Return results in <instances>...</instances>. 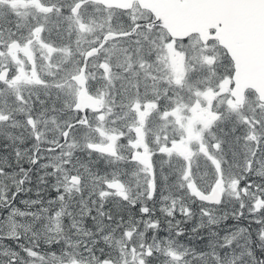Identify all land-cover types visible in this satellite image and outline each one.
Here are the masks:
<instances>
[{"label":"rangeland","instance_id":"rangeland-1","mask_svg":"<svg viewBox=\"0 0 264 264\" xmlns=\"http://www.w3.org/2000/svg\"><path fill=\"white\" fill-rule=\"evenodd\" d=\"M30 2L35 1L0 0V8L4 4L9 7H25ZM144 16L145 12L135 3L128 9L115 11L82 0L75 14H66L65 26L75 29V39L66 43L65 64L59 67L57 64L58 57L62 58L60 51L63 47L48 41L43 70L37 73L40 76L47 67L48 76V68L57 65L58 81L57 78L43 81H50L56 87L58 85V95L53 93L49 97L51 87L37 81L35 73H31V76L27 71L22 73V80L29 79L25 83L32 92L31 112L35 118L31 120V133H38L40 138H47L44 142L49 143L54 133L56 137L51 145L45 143L36 152H33L34 146H29L26 152L21 148L19 152L18 145L14 147L15 153L10 152L9 148L1 152L0 146V245L4 244L2 241L8 235H21L20 243L27 244L24 254L8 252L5 248L0 250L5 254L0 264H6L8 254L15 257V261L10 264H104V260H109V264H143L142 255L146 250L136 247V244L141 243L137 240L141 241L142 237L137 238L138 230L132 235L136 225L124 226L120 222L122 219H135L133 223L137 222L141 226V217L135 214L147 208L153 212L160 210L167 216L172 210L177 213L187 212L193 185H200L201 189L206 190L216 177H222L220 189L223 204L238 203L242 198L253 204L264 196V102L255 105L258 102L255 94L247 91L243 105H234L228 93L231 84L228 67L225 71V65H222L219 57L214 63L208 61L211 58L206 57L205 52L209 44L202 46L196 38L186 40L192 47V53L191 60L183 64V55L176 50L171 54V40L158 28L144 31L143 38L146 40L140 39V32H136L131 38L114 37L104 42L98 54L87 62L89 70L86 74L88 80H91L107 73L105 81L100 79L91 84L93 91L99 93L103 117L97 120L87 113L91 124L79 134L70 131L63 145L54 146L62 129L59 126L60 117L66 114L59 112L45 116L44 113L54 109L56 99L62 104L59 109L65 110L66 101L72 102L74 99L76 87L68 77L77 70L78 63L72 60V55L69 56L70 50L73 53L76 49L81 51L103 31H117L126 22L129 27L132 20ZM35 27L20 36L17 48L7 46L10 36L15 34L14 30L11 29L8 35L0 31V66H14L24 61L25 49L29 45L27 42L34 38ZM67 44L76 46L70 48ZM148 56L154 58L153 61L143 64ZM100 59L103 62L102 68L95 73L91 69ZM123 61L128 65L148 68L149 73L142 74L151 81L146 89L135 88L137 92H134L133 98L120 111L114 112L108 103L112 98L106 97L105 100L102 97L114 89V68ZM12 81L13 72L6 78L8 84ZM158 104L160 110L156 108ZM170 108L176 110L175 115L167 113ZM218 110L225 112L220 119L228 120L226 130L231 134L229 139L232 141V151L228 153L229 163L225 162L224 166L218 163L213 167L214 170H206L203 167L209 165L207 161H215L210 140L216 138L214 130L220 129L223 124L221 122V126L212 128L220 114ZM250 117H255L256 125ZM125 118H128L126 125ZM135 124L142 128V145L133 135ZM90 141L110 142L115 153L107 159L98 152L85 149V144ZM202 144L205 152L199 148ZM77 149L80 154L75 153ZM219 149L222 152L223 148ZM174 162L178 163L179 176L176 175L177 180L174 179L168 185L167 180L170 181L175 173L166 164L170 166ZM72 167L79 169L82 174L78 183L67 180L68 171ZM227 170L236 176L233 183L230 179H223ZM115 172L117 174H110ZM115 176L125 186L122 198L127 203L121 210H112L111 214L106 205L113 199L114 202L119 201L120 197L113 198L115 193L107 190L102 180ZM150 179L154 181V192L148 198L146 185ZM168 187L175 189L172 191ZM28 190L34 196L28 201L31 208L15 207L12 198L19 200L17 195ZM219 210L217 206L203 205L194 214V221L197 224L209 223ZM114 211L125 212L124 218L113 219ZM127 230L129 233L125 234ZM40 231L44 235L42 239ZM37 242L47 245L46 256L42 255V259L39 251L33 249ZM173 243L172 238L156 236L153 244L162 251L151 254L152 258L156 260L155 256L159 253L163 256V264L177 262L181 251L173 247Z\"/></svg>","mask_w":264,"mask_h":264},{"label":"trees","instance_id":"trees-1","mask_svg":"<svg viewBox=\"0 0 264 264\" xmlns=\"http://www.w3.org/2000/svg\"><path fill=\"white\" fill-rule=\"evenodd\" d=\"M34 1L35 2H30V4L25 7H9L7 4H4L3 7L1 6L0 31L8 35L11 29H23L41 21L43 26L46 23L45 26L48 31L58 34L63 24L61 21L62 19H66V14L69 12L68 7L71 6L70 4H72L73 0ZM5 6H7V9ZM111 9L121 11L115 8ZM33 13L35 17H33ZM119 38L122 39V37ZM57 42L58 44H62L61 41ZM64 43H67V40L64 41ZM58 47H60V45H58ZM65 49L66 46L61 48L60 55H62V58L60 59L58 57V67L65 64L64 60H66L67 55L66 52L64 59ZM224 69L226 71L227 66H225ZM114 70L116 71V77L113 80L114 89L109 92L110 94L106 93L105 96L103 95L102 98H112V101H108V103L111 105V110L116 112L120 111V108L133 98V94L136 91L135 88L141 89L143 87L146 89L150 86L151 79L146 78L145 74H142L138 65H128L125 61L114 68ZM259 103V101L255 102V105ZM64 105H66V110L62 109V112L66 114L65 116L63 115L65 117V123L68 121L67 114H73L79 118L76 112H72L70 101H66ZM160 108L161 106L159 105L158 110H160ZM218 112H220V117L218 116L216 118L212 128L216 129L217 126H221V122H223V124L220 129L214 130L216 138L210 140V148L215 152L213 156L215 161H213V163L207 161L209 165L203 167L206 170H212L218 163L224 166L225 162L229 163L230 161L228 153L232 151L230 147L232 141L229 139V137L231 138L230 131L226 130L228 127V120H221V115L225 114V112H221L220 110H218ZM254 118L250 117V120H253L256 125V119ZM127 122L128 118H125L124 124L126 125ZM79 128H81V130H79L81 133L82 126H79ZM235 131L238 130L235 129ZM211 143H214V146H212ZM220 147L223 148L222 152L219 149ZM101 155L106 156L107 154ZM166 166L175 173L170 181L167 180L169 185L174 179L177 180L176 175L179 176L178 163L174 162L170 164V166L169 163H167ZM230 171L231 170H227L224 172L223 179H236V176H234L235 174ZM210 177H208V179H211ZM221 179L222 177L220 181ZM193 186L198 188L201 187L200 185ZM168 188L172 191L175 189V187ZM184 189L186 192L188 191L187 188L184 187ZM262 195H264V193ZM117 197L118 195L113 196V198ZM120 199L115 202L113 199L112 202L108 204V210H110L111 214L112 210H121L126 205L127 202L123 200L124 198ZM260 199L262 201L258 203L256 207L245 198L239 200L238 203L227 202L223 204V198L221 197L218 204H207L195 199L190 191L187 212L179 211V213H177L175 212L176 210H172L171 214L167 216L160 210L159 212H153L151 209L149 210L147 208L146 211L142 210V212L135 214L136 216L140 215L141 218H139V223L141 222V226L137 224V222L135 224L133 223L135 219L129 217L124 218L125 212L114 211L112 217L113 219L124 218L120 221L124 226L136 225L132 231V235L138 230L136 232L137 238L142 237L141 241L139 239L137 240L141 243L139 245L136 244V247H143L145 250L149 248V254L147 256L144 254L145 251L143 252V264H163V256H160L161 254L159 255L158 253V256H155L156 260H154V258H152L153 255H151H155L159 250L162 251L161 248L156 249L153 244L156 236L174 239L175 244L173 243L174 245L172 246L177 247V250L181 251L180 259L175 263L168 264H264V196L260 197ZM203 205L217 206L220 210L216 211L213 220L209 223L197 224L194 221V214ZM131 207L133 208L132 205ZM147 219L154 220L155 225L149 226ZM139 226L140 228H138ZM128 233L129 231L127 230L125 234ZM149 233H151V235H148Z\"/></svg>","mask_w":264,"mask_h":264},{"label":"water","instance_id":"water-1","mask_svg":"<svg viewBox=\"0 0 264 264\" xmlns=\"http://www.w3.org/2000/svg\"><path fill=\"white\" fill-rule=\"evenodd\" d=\"M105 7L128 9L133 2L138 7L147 9L154 17L145 26L157 24L164 28L173 38H181L190 33H196L201 41L206 37L216 39L223 47L232 63L230 87L228 93L232 102L241 105L245 90L252 91L259 102H264V0H89ZM80 1H75L70 12L76 13ZM212 29V32H208ZM119 33L105 31L97 45L86 48L82 53V62L77 71L70 77L77 86L72 108L81 116V123H85L84 110L96 112V119L101 120L103 112L100 110L99 97L86 91L84 60L96 52L97 48L107 39ZM7 67L0 68V80L6 76ZM174 109L170 110V113ZM67 129L62 130L65 137ZM133 135L139 144L144 143L142 128L135 124ZM89 150L113 154L114 146L109 142H90ZM201 149H205L201 145ZM71 182H77L78 176L71 174ZM105 188L123 193L124 184L117 178L103 179ZM221 181L215 178L206 190L198 187L191 188L193 197L207 204H218L222 197ZM146 197L150 198L154 192V181L150 179L146 185ZM256 205V204H255Z\"/></svg>","mask_w":264,"mask_h":264},{"label":"flooded vegetation","instance_id":"flooded-vegetation-1","mask_svg":"<svg viewBox=\"0 0 264 264\" xmlns=\"http://www.w3.org/2000/svg\"><path fill=\"white\" fill-rule=\"evenodd\" d=\"M75 1H77V0H73L72 4ZM79 1H80V3H79V6H80L82 0H79ZM86 1H89V0H86ZM89 2H91V1H89ZM92 3H95V2H92ZM79 6H78V8H79ZM70 7H69V13L73 14L70 12ZM103 7H105V6H103ZM105 8H109V7H105ZM139 8H141V7H139ZM141 9L145 12V16L144 17H137L134 20H132V23L130 24L129 27H127L128 23L126 22L123 24L122 28L116 29L117 31H112L115 33H119V35H116L115 37L131 38L132 35H134L136 32L137 33L140 32L139 35L141 36L140 37V39H141L145 36L144 31L151 30L152 28H158L166 34V37L169 40H171V48H170L171 54H173V51L176 50L183 55V57L181 58L183 64L187 63L189 60H191L190 57H191V53H192V47H190V45L186 43L187 42L186 40H188L190 38H196V40H198L199 44L202 46H206L207 44H209V48L205 52V56L211 58L208 61L211 63H214L219 57L220 60L222 61L221 62L222 65L224 64L225 66L228 67V73H229V77H230L231 70H232L231 60H230L229 56L226 54L223 47H221L220 45L217 44L215 38L206 37V39L204 41H201L196 33H190V34H188L184 37H181V38L170 37L166 33L164 28L157 25V24H151L150 26H145L144 24L152 22L154 17L147 9H144V8H141ZM61 23H63V24H62V27L60 28L58 34L48 31L46 29L47 27L45 26L46 23L43 26L42 22L40 21V22H36L31 27L28 26V27H25L23 29L17 28L16 30H14L15 34L10 36V41L8 42L7 46L12 47V48H17L18 44H19V42L17 40L21 39L20 36H22V34H26L27 32H29L33 26H36L34 28V30L36 32L34 35V38L27 42L29 45L25 49V55L26 56H25L24 61H20L17 65L15 64L14 66L13 65H2V66H0V68L7 67V72H6L5 78L3 80H0V111H1V116H0V146H2L1 152H5L9 148L8 150L10 152L15 153L16 149H14V147H16V145L19 146V152H21L20 151L21 148L25 152L28 151L29 146H34L35 150L33 152H36L37 150H40L41 148H43L45 143L51 145L55 139L54 137H56V133H54L52 136L53 139L50 141L51 143H49V142H44V140L47 138L43 139L44 137L40 138V135L38 133H31V129H32L31 120H32V118H35L31 112V110H32V108H31L32 92H31V88L25 83V82L29 81V79L26 78V79L22 80V78H23L22 73L27 71L29 73V76H31V73H35V77H36L37 81L44 82V83H46V85L48 87H51V92H50L49 97H51V95L53 93L58 95V90H59V89L57 90L58 85L56 87L55 84L53 85L52 82H50V81H43V80H47L50 78H53V79L57 78L56 82L58 81L59 74L57 71V69H58L57 65H55L54 68H52V67L48 68V73L50 74L48 76H46L47 75V67L45 69V72L40 74V76H38L37 73L42 72V70H43L42 64L44 61V56L46 54V50L48 48L47 42L49 40H52L49 42H51L57 46L60 45V47H64V46H66V43H64V41L67 40L68 42H72L75 39V29L67 28L65 26V23H66L65 19H62ZM105 31H111V30H105ZM105 31H103L95 40L89 42L81 51H80V49H76V51L73 53V51L70 50L69 56L72 55V60H74L75 63H78L77 69H78L80 63L83 61L82 60L83 51L90 46L97 45V43L100 40L101 35ZM208 32L209 33L212 32V29H209ZM143 39L146 40V38H143ZM57 41H61L62 44H58ZM104 42L97 48L95 53L88 56L84 60V62H85L84 74H85L86 91L93 94V95L98 96L99 99H100L99 94L97 93V91H93L94 89L92 88L91 84H95L96 82L100 81V79L105 81V79L107 77V73H103L102 77L96 76V78L88 80L86 74L89 70V65H87V62L89 60H91L92 58H94L98 54L99 48L104 44ZM67 46L72 48V47H75L76 45L75 44H67ZM147 58H148L147 60L143 61V64H145L147 62H152L154 59V58H150V56H148ZM180 64H181V61H180ZM95 65L96 64H94V66ZM102 65H103V62L100 59L98 61L97 65L95 67H93L91 70L96 73L97 70L102 68ZM206 66H210V65L206 64ZM140 70L146 74L149 73V70L146 67L143 68L142 66H140ZM11 72H13V81L11 84H8L6 82V78L9 75V73H11ZM72 74L69 75L68 79L73 82V84L76 87V91H77V86L70 77ZM188 78H190V75H188ZM88 83H89V86H88ZM76 91H75V94H76ZM247 91L248 90H245V92H247ZM245 92H244V97H245ZM75 94H74V97H75ZM73 101H74V99H73ZM73 101L71 102V105H70L71 109L73 110L72 112L73 113L76 112L78 114L79 118H77L76 115H73V114H71L70 116L67 115L68 121H66V123H65V117L64 116L60 117L59 126H62V129L59 132L58 141L56 143H54V146H56V147H58L59 145H63L67 141V138L70 135V131H75L77 134H79L80 133L79 130H81V128H79V126H82V130H83L84 127L86 128V126H89L91 124V122L87 118V113L91 114L96 119V112L91 111L90 109L86 108L84 110V116H85L86 121H85V123H81L80 121L82 119V116L78 111H76L72 108ZM243 101H244V98H243ZM243 101H242V104H243ZM99 104H100V101H99ZM61 105L62 104L59 103L56 99V102L54 103V109L51 111H48L47 113H44V115L45 116L51 115V114L56 115L57 113L62 112V109H59V107ZM241 105H238V107H241ZM100 107H101V105H100ZM157 107H159V104L156 105V108ZM171 109H174V108L168 109L167 113L170 115H175L176 110L174 109V112L170 113ZM218 116L220 117V115H218ZM211 125H212V123H211ZM64 129H67V131H66L65 137H62L61 132ZM143 136H144V134H143ZM90 142H95V141H90ZM90 142H88V143H90ZM88 143L85 144V146H84L85 149H88L87 148ZM140 145H142V144H140ZM211 145L214 146V143H211ZM79 147H80V145H79ZM199 148H200V150H202L201 145ZM78 149H80V148H78ZM78 149H77V151L75 150V153L77 152V154H80ZM205 150L206 149H203L202 152H205ZM90 151H92V150H90ZM93 152H95V151H93ZM114 153H115V150H114ZM100 154H103V153H100ZM113 154H107L105 156V158L109 159V157H111ZM71 160H73V156H72ZM78 170L79 169L72 167V169H70L68 171L69 174L67 176V180L71 174L79 176L77 182H71L68 180L70 183H78L80 181V179L82 178V175L79 173ZM71 171H75L78 174L71 172ZM110 174L115 175L117 173L115 172V173H110ZM110 176H112V175H110ZM112 178L119 179V177H116V176L112 177ZM107 179H110V178H107ZM235 180L236 179H232L231 180L232 183ZM39 185H41V184L39 183ZM124 188H125V186H124ZM106 189L113 191L115 193V195H118V196L123 195V193L119 194L115 190L108 189V188H106ZM123 192H124V190H123ZM17 196H18L19 200L18 199L14 200L12 198L13 205L15 207L20 208V209H25V208L30 209L31 208V205H30V203H28V201H29V199L34 198V196H32L30 190L25 191V192H20V194ZM261 201L262 200L260 198L257 199L253 203V206L256 207V205H258L257 203H260ZM106 206L109 207L108 205H106ZM148 225L151 226V225H155V224L149 223ZM40 227H42V225ZM39 236L41 239L44 238V235L41 231H40ZM5 238L6 239L2 241L4 244L0 245V250L5 248L8 250V252L12 251V252H16V253L17 252H21L23 254L25 253L24 247H26L27 244L26 243H24V244L20 243V242H22V236L21 235H8V236H5ZM6 244H9V245L7 246ZM29 246L31 247V244H29ZM46 246L47 245L44 244L43 242H37V244L33 246L34 247L33 249L35 251H39L40 259H42L43 256H46V254H45V252L47 251ZM144 254L147 256L148 250H146ZM4 255L5 254H3L0 251V260H1V257ZM8 257H9L8 260L5 261L6 264H10V262L15 261V257H13L12 255L8 254ZM103 262H104V264H108L109 260H104Z\"/></svg>","mask_w":264,"mask_h":264},{"label":"bare ground","instance_id":"bare-ground-1","mask_svg":"<svg viewBox=\"0 0 264 264\" xmlns=\"http://www.w3.org/2000/svg\"><path fill=\"white\" fill-rule=\"evenodd\" d=\"M83 170V169H82ZM82 172V171H81ZM82 175V174H81ZM79 177V176H78ZM81 177V176H80ZM122 182V181H121ZM120 198H122L121 196H119ZM149 223H154V220H150ZM109 264V263H108Z\"/></svg>","mask_w":264,"mask_h":264}]
</instances>
